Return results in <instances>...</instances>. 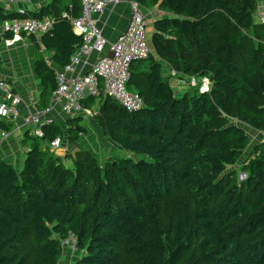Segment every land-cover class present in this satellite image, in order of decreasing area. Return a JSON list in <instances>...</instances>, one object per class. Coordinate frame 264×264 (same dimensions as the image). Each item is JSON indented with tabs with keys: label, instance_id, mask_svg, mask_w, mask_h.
<instances>
[{
	"label": "trees",
	"instance_id": "1",
	"mask_svg": "<svg viewBox=\"0 0 264 264\" xmlns=\"http://www.w3.org/2000/svg\"><path fill=\"white\" fill-rule=\"evenodd\" d=\"M259 1L138 0L168 13L154 21V53L131 64L127 87L143 107L101 94L95 115L129 155L99 161L78 148L69 168L26 132L34 145L22 169L0 158V264H65L61 239L71 231L84 251L76 264H264V142L250 147L234 121L264 130ZM65 11L80 16L81 0ZM63 12L40 35L60 66L82 44ZM26 15L43 18L0 2L1 20ZM156 56L211 86L177 93ZM36 72L48 96L56 79L43 54ZM43 130L48 142L62 132L54 122Z\"/></svg>",
	"mask_w": 264,
	"mask_h": 264
},
{
	"label": "built area",
	"instance_id": "2",
	"mask_svg": "<svg viewBox=\"0 0 264 264\" xmlns=\"http://www.w3.org/2000/svg\"><path fill=\"white\" fill-rule=\"evenodd\" d=\"M30 0H0L6 9L17 4L27 3ZM82 12L78 17H71L66 11L62 16L70 19L73 31L82 37V44L73 53L70 61L59 72H56V87L53 90L52 102L59 104L61 110L71 116H77L91 111L86 107L85 100L89 97H99L101 94L110 96L124 105L128 110H138L143 107V97L138 92L130 91L127 87L131 76V64L139 59L147 58L151 47L147 38V19L143 6L138 0H81ZM127 2L130 4L131 14L126 29L116 39L109 42L102 33L97 15L101 14L108 4ZM19 13L28 11L23 7L17 9ZM256 23L264 24V4L256 6ZM56 21L55 17L43 18L26 15L4 20L2 41L6 46L27 36H39L47 33ZM97 54L90 69L84 74L75 72L76 67ZM201 81V89H208L211 83L208 78L199 79L192 75L181 77L182 85L197 86ZM0 139L4 140L9 132L2 126L4 121L22 119L27 125H32L29 134L35 137H44L43 127L53 122L46 116L52 107L36 109L28 115H21L18 104L21 100L7 81L0 78ZM239 122L238 120H234ZM247 126V125H246ZM264 142V130L255 129ZM62 144L61 136H55L49 141L51 150L58 149ZM247 177L245 172L239 173V180ZM64 249L73 253L81 250L75 234L71 231L61 239Z\"/></svg>",
	"mask_w": 264,
	"mask_h": 264
},
{
	"label": "crops",
	"instance_id": "3",
	"mask_svg": "<svg viewBox=\"0 0 264 264\" xmlns=\"http://www.w3.org/2000/svg\"><path fill=\"white\" fill-rule=\"evenodd\" d=\"M71 2L72 0H30L27 3L17 4L11 7V9L17 10L19 7H23L36 16L41 15V17H47L54 15L57 10L58 12H66V7L68 8ZM258 3L264 4V0H260ZM143 10L147 19V38L151 51L154 53L152 46L154 21L157 17L167 16L168 13L157 7L143 8ZM130 14V4L127 2H120L108 4L104 11L96 16L102 33L109 42L114 41L116 37L126 29ZM3 24L4 20L0 19V78L7 81L13 90L20 95L21 100L17 106L20 114L28 115L36 109L52 107L46 117L53 119V122L57 124L62 131L60 134L62 144L58 149L52 151L53 154L60 157L65 164L67 162L71 164V166H68L69 168L74 165L73 155L78 148L91 151L99 161H102L106 157H112V155L109 154L110 150L117 148L109 142L95 117L103 102V97L100 98L101 102L97 108L95 107L97 102L95 101L96 98L89 101L88 104H86L85 100V105L91 113L86 112L77 116H71L63 112L59 105L60 103L54 104L52 102L53 91L47 96L44 90L46 88L45 82L36 72V59L41 54H43L46 63L53 70L54 76L56 72L63 69L64 66L58 65L54 61V51L45 47L40 40V35H25L22 40L15 42L12 46H6L2 41ZM96 57L97 54L93 53L89 58L83 59L76 67L75 72L78 74L86 73ZM156 58L162 65L161 72L163 78L171 84L177 93L182 94L188 89L196 87L182 85L180 82L181 77L187 78L192 75L179 73L175 71L167 61L157 56ZM171 77L175 78L172 83L170 82ZM204 78L200 77L199 79ZM133 92L136 91L134 90ZM75 118H77L78 121L74 122L73 120ZM3 123L7 125L6 130L9 132V136L4 140L0 139V158L12 163L17 170H20L23 167L26 152L34 145L33 143L31 146H23L26 136L25 133H29V129L32 125L25 124L22 119L8 120ZM245 127L249 128L247 133L250 136L251 142L254 143L258 135L252 127L248 125ZM71 128L75 135H73ZM128 155L129 154H126V156Z\"/></svg>",
	"mask_w": 264,
	"mask_h": 264
},
{
	"label": "rangeland",
	"instance_id": "4",
	"mask_svg": "<svg viewBox=\"0 0 264 264\" xmlns=\"http://www.w3.org/2000/svg\"><path fill=\"white\" fill-rule=\"evenodd\" d=\"M253 18H254V21H256L257 20V16H256V14H254L253 15ZM174 80H175V78L174 77H171L170 78V82L172 83V82H174ZM198 85L196 86V87H198V89H201V81L199 80V82L197 83ZM101 97H96V100L95 101H97L96 102V105H95V107L97 108L98 106H99V104H100V102H101V99H100ZM236 122V121H235ZM243 124V123H242ZM244 126H246L245 124H243ZM248 128V127H247ZM38 139V142L42 145V146H46L48 149H49V151L51 152V153H53V151L51 150V148H50V146H49V142L48 141H46V140H44V139H42L41 137H38L37 138ZM260 141V137L259 136H257V139L255 138V142L253 143V142H251L250 143V147L251 146H254V144L255 143H258ZM34 143V140L32 139V138H25V140H24V144H23V146H26V145H29V146H31L32 144ZM24 148V147H23ZM109 154L110 155H114V156H126V154H129L128 152H125V151H121V149H115L114 148V150L113 149H111L110 150V152H109ZM248 154H249V150H246L245 152H244V154H243V156H242V160H244L247 156H248ZM134 156V158H137V155L136 154H133ZM102 157V156H101ZM103 158V157H102ZM102 158H101V160H102ZM107 158V157H106ZM105 158V159H106ZM105 159H103V160H105ZM102 160V161H103ZM66 165L67 166H71V164H69L68 162L66 163ZM83 253H84V251L83 250H78V252H76V253H73V251L71 250H66V249H64L63 250V255L61 256V262H64L65 264H76V261L83 255ZM65 258V259H64Z\"/></svg>",
	"mask_w": 264,
	"mask_h": 264
},
{
	"label": "water",
	"instance_id": "5",
	"mask_svg": "<svg viewBox=\"0 0 264 264\" xmlns=\"http://www.w3.org/2000/svg\"><path fill=\"white\" fill-rule=\"evenodd\" d=\"M236 124H238V125L242 126L243 128H245L246 131L249 129V128H246V127H245L242 123H240V122H236Z\"/></svg>",
	"mask_w": 264,
	"mask_h": 264
},
{
	"label": "bare ground",
	"instance_id": "6",
	"mask_svg": "<svg viewBox=\"0 0 264 264\" xmlns=\"http://www.w3.org/2000/svg\"><path fill=\"white\" fill-rule=\"evenodd\" d=\"M240 172H245V171L242 170V171H240ZM240 172H239V173H240ZM245 173L247 174V172H245ZM246 178H247V177H246ZM246 178H245V179H246ZM245 179H244V180H245Z\"/></svg>",
	"mask_w": 264,
	"mask_h": 264
},
{
	"label": "clouds",
	"instance_id": "7",
	"mask_svg": "<svg viewBox=\"0 0 264 264\" xmlns=\"http://www.w3.org/2000/svg\"><path fill=\"white\" fill-rule=\"evenodd\" d=\"M254 129V128H253Z\"/></svg>",
	"mask_w": 264,
	"mask_h": 264
}]
</instances>
